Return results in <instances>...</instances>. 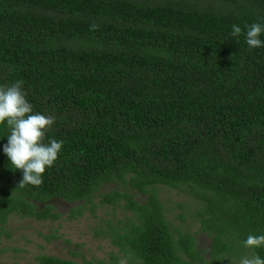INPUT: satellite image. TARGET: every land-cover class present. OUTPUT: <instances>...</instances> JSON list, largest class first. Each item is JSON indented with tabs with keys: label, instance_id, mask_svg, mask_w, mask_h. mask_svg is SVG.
<instances>
[{
	"label": "trees",
	"instance_id": "obj_1",
	"mask_svg": "<svg viewBox=\"0 0 264 264\" xmlns=\"http://www.w3.org/2000/svg\"><path fill=\"white\" fill-rule=\"evenodd\" d=\"M53 199L124 215L85 264H264V0H0V231Z\"/></svg>",
	"mask_w": 264,
	"mask_h": 264
},
{
	"label": "rangeland",
	"instance_id": "obj_2",
	"mask_svg": "<svg viewBox=\"0 0 264 264\" xmlns=\"http://www.w3.org/2000/svg\"><path fill=\"white\" fill-rule=\"evenodd\" d=\"M159 197L167 203V220L175 228L182 227V221L176 215L180 211L177 204L183 198H177L176 193L168 189H160ZM49 204L60 215L59 220L36 222L33 219L13 217L8 221L5 228L7 234L0 231V264L33 263L41 255L71 260L75 264L96 260L112 262L111 255L116 254L117 249L110 244L109 239L95 234L104 231L107 219L123 218L120 209L97 208L94 214L87 210L81 217L68 219L71 205L60 199H53ZM195 237L198 247L207 258L210 239L202 232H198ZM118 264L126 263L120 260Z\"/></svg>",
	"mask_w": 264,
	"mask_h": 264
}]
</instances>
